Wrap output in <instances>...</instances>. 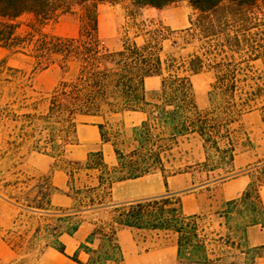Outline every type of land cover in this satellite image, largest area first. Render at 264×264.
<instances>
[{"label":"trees","instance_id":"1","mask_svg":"<svg viewBox=\"0 0 264 264\" xmlns=\"http://www.w3.org/2000/svg\"><path fill=\"white\" fill-rule=\"evenodd\" d=\"M125 1L134 11L159 10L185 1L193 15L189 26L180 31L163 25L151 27L144 21L134 23L136 35L133 38L126 35L121 48L110 51L100 40L96 6L101 2ZM75 7L83 10L77 36L52 34L48 27ZM130 15L135 19V12ZM173 35H176L174 40L181 38L185 45L198 43L197 49L182 58L179 65L175 57H162L163 43ZM0 47L33 60L29 80L53 64H59L62 69L70 62L79 65L73 81H61L43 99L44 111L40 112L35 102L33 113L25 115L34 126L30 137L34 138L37 131L39 134L47 131L43 143L41 137L34 141L32 149L36 153L54 159L64 156L66 148L75 143V121L79 116L146 114V119L132 130V147L127 153L119 148V134L109 137L104 124H98L102 141L110 142L114 148L116 165L109 167L101 152L89 153L83 164L66 160L69 168L66 194L74 204L68 209L53 208L50 192L46 207L34 206L44 213L34 216L45 224L35 227L33 238L45 239L47 248L76 264H122L124 256L118 231L127 228L135 236L145 238L173 235L180 260L212 262L206 240L199 232L200 216L186 215L176 193L167 191L164 195L113 205H108L107 199L117 182L159 173L167 187L169 177L187 172L169 170L166 166L169 160L165 154L178 146L181 138H198L202 142L205 165L211 161V152L213 159L217 156L216 162L232 168L237 155L233 139L236 130L232 127L245 115L264 109V0H0ZM8 70L16 80L25 74L17 68ZM203 72L213 75L207 109L197 105L190 79ZM150 77L161 79L158 91L146 90L145 80ZM39 123L43 124L41 130ZM255 167L259 170L256 180L261 186L264 163L259 161ZM80 173L95 183L76 187L75 176ZM241 204L248 207L249 215L245 216L251 218L243 228L245 240L249 226H264L257 218L259 212L264 214V205L255 182L240 197L226 202L224 218ZM103 207L112 208L109 218L94 223L84 242L73 255H67L61 237L76 233L83 222L81 213ZM232 245L248 257L249 264H254L259 255L257 249L246 244Z\"/></svg>","mask_w":264,"mask_h":264},{"label":"rangeland","instance_id":"2","mask_svg":"<svg viewBox=\"0 0 264 264\" xmlns=\"http://www.w3.org/2000/svg\"><path fill=\"white\" fill-rule=\"evenodd\" d=\"M82 12V9L75 7L71 13L61 15L48 30L58 36H77ZM132 12L136 13L135 19L131 18ZM192 15L193 11L185 1L159 10L143 8L134 11L129 2H101L96 6L100 40L110 51L119 49L126 35L129 38L136 35L137 28L134 27V23L144 21L151 27L163 25L173 31H180L189 26V18ZM175 36H171L170 41L163 43L162 57H175L179 65L182 58H186L197 49L198 43L185 45L181 38L174 40ZM137 41L140 43L142 40L139 37ZM8 68L20 69L25 74L16 80ZM32 70V59L22 54H11L0 47V214L9 219L15 217L17 220L12 227H0V264H39L42 252L47 249L45 239L33 238L35 227L45 224L38 216H34L44 215L42 210H35L34 206L46 207L45 202L49 193L54 192V187L50 184L49 175L38 174L25 166L27 156L36 153L32 149L34 141L41 137L43 143L47 131H41V134L37 131L34 138L30 137L34 126L28 122L25 115L33 113L32 107L35 102L39 104V111H44L46 103L43 99L61 81H73L78 74V65L70 63L62 69L59 64H53L38 71L29 80ZM190 79L197 105L201 109H207L208 92L213 81L212 73L203 72L192 75ZM160 83V78L147 80L146 90L149 93L158 91ZM130 115L129 112H122L99 118L109 137L115 136V133L119 134L117 141L124 153L131 149L132 130L139 125ZM37 125L41 130L43 124ZM232 128L236 130L233 139L237 152V159L232 168L216 162L217 156L213 159L214 154L211 152H209L211 161L205 165V151L198 138H181L178 146L165 154L169 160V164H166L169 170L187 172L179 174L176 180H172L163 195L167 191L176 193L181 198L183 212L186 215L200 216L199 232L206 240L208 255L212 262L195 263L180 260L172 238L168 240L164 236L145 238L123 230L119 239L124 256L122 264L250 263L248 257L240 254L236 246L232 245L246 244L243 228L251 220L245 216L249 215L248 207L241 204L232 209L226 218L223 211L229 198L241 191L245 192L250 183L255 182L260 190H264V182L259 186L261 183L256 180L259 170L255 167L259 161L264 163V109L245 115ZM68 148L69 146L66 149ZM66 160L70 159L66 156L56 157V166L68 170ZM74 183L76 187L82 188L95 182H90L83 173H80L75 176ZM111 210L112 208H108L81 213L80 219L92 223L105 221L111 215ZM257 218L264 222L262 212L258 213ZM11 246H14L13 250ZM260 253L264 254V251Z\"/></svg>","mask_w":264,"mask_h":264},{"label":"crops","instance_id":"3","mask_svg":"<svg viewBox=\"0 0 264 264\" xmlns=\"http://www.w3.org/2000/svg\"><path fill=\"white\" fill-rule=\"evenodd\" d=\"M127 2V1H125ZM122 3V2H121ZM155 9V8H153ZM99 27V22H98ZM121 48V47H120ZM119 48V49H120ZM3 49V48H2ZM117 49V50H119ZM116 50V51H117ZM75 63L76 62H70ZM69 63V64H70ZM68 64V65H69ZM78 65V64H77ZM79 72V65H78ZM159 77H150L145 80V88L147 80H155ZM161 84V83H160ZM131 119L137 120L138 124L146 119V114L142 112H129ZM101 121L99 117L94 116H79L76 119V135L75 143L70 145L68 149L65 150L64 156L68 159L73 160L78 163H85L88 158V154L91 152H101L104 162L109 166L116 165V156L114 148L110 142H104L101 139L100 130L98 124ZM237 155L234 158L235 163ZM25 166L29 169L34 170L36 173L41 175L50 176V184L54 187V192L49 196L50 204L58 208H70L73 206V199L66 194L68 190V175L65 169L56 166V161L54 158L40 153H32L27 156L25 160ZM178 175L169 177L167 179V187L171 184L172 180H176ZM243 180V179H242ZM165 187L164 179L161 174H149L144 177L126 180L122 182H117L112 186L110 197L108 198V205L125 203L140 199H145L149 197H155L163 195V192L167 190ZM244 192L236 194L234 197H230V200L240 197ZM260 197L264 205V190H260ZM185 206V205H184ZM110 207H103L96 210L85 211L86 212H96L108 209ZM15 217L12 219L5 218L0 214V227L8 228L16 223ZM11 226V227H12ZM94 223L89 221H83L79 229L73 236L63 235L61 240L65 244V252L67 255L71 256L79 244L84 242L86 237L93 230ZM123 230H128L131 234L132 231L127 228L120 229L118 231V240L121 238V232ZM172 238L173 244L177 252V245L175 236L169 235L167 238ZM246 245L250 249H257L259 254L255 260L254 264H264V254L260 253L264 251V226L262 224H256L249 226L246 230L245 235ZM120 243V242H119ZM121 245V244H120ZM122 248V247H121ZM11 252H13L11 250ZM178 255V253H177ZM39 264H76L70 260L65 255L57 252L52 248L45 249L39 259Z\"/></svg>","mask_w":264,"mask_h":264}]
</instances>
